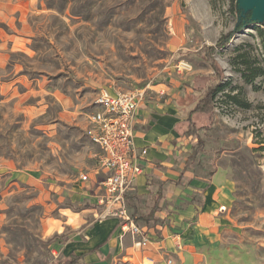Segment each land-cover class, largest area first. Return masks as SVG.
Listing matches in <instances>:
<instances>
[{
	"label": "rangeland",
	"instance_id": "obj_1",
	"mask_svg": "<svg viewBox=\"0 0 264 264\" xmlns=\"http://www.w3.org/2000/svg\"><path fill=\"white\" fill-rule=\"evenodd\" d=\"M11 1L0 5V264H52L62 257L57 245L94 221L91 203L74 201L72 188L89 185L82 174L96 176L99 150L86 128L98 93L149 99L158 85L167 98L181 87L191 92L192 77L203 76L204 85L214 75L197 52L252 11L246 0ZM258 28L244 27L212 56L228 87L203 131L208 151L196 173L220 193L213 228L186 235L193 252L187 264H264V76L247 83L238 72L242 54L264 66ZM182 62L192 70L179 69ZM195 120L209 124L207 115ZM189 203L198 207L186 220L194 227L202 194ZM81 208L88 222L68 226L66 212Z\"/></svg>",
	"mask_w": 264,
	"mask_h": 264
},
{
	"label": "crops",
	"instance_id": "obj_2",
	"mask_svg": "<svg viewBox=\"0 0 264 264\" xmlns=\"http://www.w3.org/2000/svg\"><path fill=\"white\" fill-rule=\"evenodd\" d=\"M0 5H7V0H0ZM178 38L181 45L182 39ZM156 91L158 94L145 98L136 112L134 146L143 171L135 179L134 191L127 196L128 212L146 231L145 235L150 238L148 244L142 246V238L125 231L118 219L97 220L98 187L104 175L96 170L94 174L102 177L89 176V185L76 184L72 188L74 201L89 200L94 221L76 232L71 241L58 244V254L84 256L82 264H170L169 260L172 264H187L189 255L193 254L186 238L189 230H197L200 225L212 229L210 223L215 221L216 224L219 188L215 182L197 175L198 159L190 166L186 164L194 143L192 137L184 134L187 114L192 107L186 105L190 92L181 87L178 92L168 93L172 98H167L161 95L166 91L164 85H158ZM143 150L146 154H142ZM196 193L202 194L203 203L199 207L198 226L191 227L186 220L198 209L189 203ZM159 194L154 221L144 220L152 213ZM185 203L187 206L182 207ZM86 211L88 209L81 208L75 213L66 212L64 218L68 226L79 227L88 222L84 216Z\"/></svg>",
	"mask_w": 264,
	"mask_h": 264
},
{
	"label": "built area",
	"instance_id": "obj_3",
	"mask_svg": "<svg viewBox=\"0 0 264 264\" xmlns=\"http://www.w3.org/2000/svg\"><path fill=\"white\" fill-rule=\"evenodd\" d=\"M178 67L192 70L185 62ZM144 99L143 92L103 89L95 98V111L89 117L86 128L88 138L99 150L97 170L104 175L98 187L100 195L97 204L100 211L97 219H118L125 231L142 238V246H146L150 238L130 216L127 196L134 191L135 179L143 171L135 152L134 124L137 109ZM146 152L143 150L142 154ZM81 181L89 183L90 178L82 174ZM226 211L227 207L221 206L220 212ZM168 263L172 264V261Z\"/></svg>",
	"mask_w": 264,
	"mask_h": 264
},
{
	"label": "trees",
	"instance_id": "obj_4",
	"mask_svg": "<svg viewBox=\"0 0 264 264\" xmlns=\"http://www.w3.org/2000/svg\"><path fill=\"white\" fill-rule=\"evenodd\" d=\"M183 1V0H182ZM183 5V4H182ZM258 23L264 26L263 22L251 21V16L246 18L241 17L240 22L236 28L226 34H223L216 42L214 46H208L197 52V55L204 57L208 62H211V65L214 68V75L207 76V82L204 85H201V80H206L203 76L192 77L191 82L195 83V86L192 84V90L190 93H195L197 96L193 95L197 99L195 106L189 112V116L186 120V127L184 134L190 136L194 139V143L190 146V151L187 160V166L193 164L201 155L207 153V143L203 137V131L209 130L214 124V113L216 109V99L220 93H223L228 87V82L222 74L221 68L218 64L212 59V56L216 49L226 48L231 40L233 39L236 33H239L244 27ZM259 35L261 37V43L264 49V29L258 28ZM241 59L240 64L244 67L243 70H238L241 73L242 78L247 83H254L258 78L264 76V66H254L251 62V58L247 55L242 54L239 56ZM191 82L189 86L191 87ZM185 89V87H182ZM190 95V94H189ZM203 114L208 117V125L199 126L195 120L196 115ZM179 185V183H178ZM156 199V204L152 213L146 217L144 220L154 221V212L158 210V201L161 198L160 194ZM84 256H79L76 254H71L69 256H62L58 258L52 264H82Z\"/></svg>",
	"mask_w": 264,
	"mask_h": 264
},
{
	"label": "water",
	"instance_id": "obj_5",
	"mask_svg": "<svg viewBox=\"0 0 264 264\" xmlns=\"http://www.w3.org/2000/svg\"><path fill=\"white\" fill-rule=\"evenodd\" d=\"M246 3L249 4L247 12L252 11L251 21L264 22V0H246Z\"/></svg>",
	"mask_w": 264,
	"mask_h": 264
},
{
	"label": "bare ground",
	"instance_id": "obj_6",
	"mask_svg": "<svg viewBox=\"0 0 264 264\" xmlns=\"http://www.w3.org/2000/svg\"><path fill=\"white\" fill-rule=\"evenodd\" d=\"M103 50H104V49H103ZM103 50H102V51H103Z\"/></svg>",
	"mask_w": 264,
	"mask_h": 264
}]
</instances>
